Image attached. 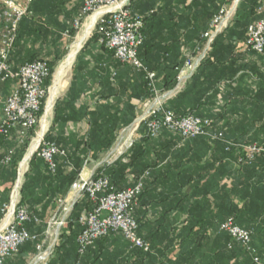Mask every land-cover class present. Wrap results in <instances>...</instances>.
<instances>
[{"label": "crops", "instance_id": "obj_1", "mask_svg": "<svg viewBox=\"0 0 264 264\" xmlns=\"http://www.w3.org/2000/svg\"><path fill=\"white\" fill-rule=\"evenodd\" d=\"M256 5V9L264 8V0ZM72 8L75 12L78 11L76 3H73L70 9ZM68 9L69 6L66 10ZM162 24L173 28H158ZM166 24L162 20V23H157L150 30V35H157L158 39H163V43L145 52V57L150 60L149 64L156 66L159 82L157 88L167 96L164 106L178 102L180 111H191L194 115L211 119L214 122L212 132H222L233 143H256L264 147V53L260 55L243 47V41L236 42L230 50L227 49L226 44L222 43L228 38L226 29L215 39L206 63L203 64V59L191 72L184 68L185 63L199 59L200 49L204 44L199 46L195 41L196 30L190 28L195 23L190 19L174 18ZM62 37L65 38L64 34ZM172 38L175 42L166 51L163 48L165 42H171ZM59 43L64 44L62 40ZM37 47L38 44L34 49ZM41 48L38 50L41 49L44 54L48 51L50 54L55 45ZM111 58L108 59L96 49L82 57L84 66L81 73L76 75L73 89L75 108H79L85 116L99 107L108 110L115 100H119L113 96L114 85L119 81L127 80L130 86L142 77V73H133L131 67L122 65L114 56ZM164 78L175 79V85L169 91L161 90ZM70 84L60 98L67 95ZM10 85L12 84L6 83L2 88L1 100L9 95ZM6 87L9 92L5 91ZM103 92L105 98L100 100L98 97ZM128 95L127 90L120 97L116 109L130 105L134 118L119 131L117 138L128 129L133 131L129 127L139 116L145 102L128 99ZM112 108L109 112H113ZM50 126L51 124L46 125L44 132H48ZM61 130L83 137L89 130V124L86 117L82 116L79 122L64 125ZM144 133L142 127L135 133L131 149L117 150L118 145L114 148L115 141L109 151L89 158L78 179L93 178L100 167L110 166L119 158L126 164L130 155L133 158L132 164L123 176L121 185L131 187L135 183L134 175L148 173L134 215L139 236L145 238L155 251L156 259L153 263L165 264L167 260L172 264L183 253L184 259L177 264H210L209 253L225 248V237L218 234V227L226 220L228 209L234 208L239 210L238 226L253 230V257L259 259L257 264H264V155L257 159L253 171L243 170L236 165L235 155L226 153L223 142H211L205 137L181 141L177 134L161 131L151 144L140 148V139ZM11 183L6 169L0 167V210L9 197ZM83 196L75 199L74 193L69 192L64 203L70 208V212L75 203L82 201ZM90 205L94 206L92 202ZM59 215L58 205L56 212L47 220L44 238L42 241L38 239L43 249H52V255L39 264H49L55 260V240L47 246V231L50 222L58 219ZM55 226L52 231L54 237L56 234L58 237L59 232L67 233L66 226ZM34 235L41 238V234ZM121 245L114 242L100 243L91 248L90 255L97 262L96 259L113 255ZM193 250L197 251V263L188 259ZM38 254L36 252L28 264H34ZM219 258L216 264H226L224 257ZM8 261L9 259L5 260L3 264H8ZM250 262L248 256L239 253L229 264Z\"/></svg>", "mask_w": 264, "mask_h": 264}, {"label": "trees", "instance_id": "obj_2", "mask_svg": "<svg viewBox=\"0 0 264 264\" xmlns=\"http://www.w3.org/2000/svg\"><path fill=\"white\" fill-rule=\"evenodd\" d=\"M259 1L260 0H242L238 4L231 26L227 29L228 38L222 41V43L226 44L225 46L227 49L230 50L233 46L232 44L236 42L245 41L248 27L259 18V16L255 14L256 4ZM70 2H72V4ZM84 2L85 0H33L29 9V16L23 18L18 25L17 36L8 59L11 69L17 71L23 65L34 61L46 62L49 65V77L45 82V88H48L55 68L63 59L58 51V48H62L59 42L62 40L63 34H67L68 39L75 37L77 31L73 28V24L79 18ZM73 3H76L78 8L76 12L73 8L70 9V7H73ZM224 3L225 0H131L129 9L132 14L142 18L143 25V43L138 50V58L147 71L155 74L156 85L159 83L156 66L150 65V60L145 57L146 51L150 48H155L159 43H163V39H158L157 35H150V30L154 25L162 23V20L165 21L166 24L174 18L190 19L195 23V25L190 26V28L196 30V37H194L195 41L201 46L204 43L203 34L208 30L209 24ZM68 6L69 9L66 10ZM158 28L170 29L173 28V26H169L168 24L163 26L162 24ZM183 28L186 27L183 26ZM97 38L98 35L94 34L76 58L72 69L73 74L69 92L65 97L56 100L53 108L52 123L44 137L46 142L55 144L63 154L54 157L55 168L53 170H50L43 160L34 155L29 161L28 170L24 175V181L20 190L21 204L27 209L30 215L37 217L40 221L38 224L27 225V230L30 234H41V238L38 237L39 241H42L44 238L43 232L46 230L47 220L56 212L59 201L67 197L72 184L78 180V176L83 166L88 162V159L93 156L97 157L101 152L109 151L116 141L119 131L127 126L134 118L132 106L126 104L123 109H116L118 102H120V97L125 94L127 90L129 91L128 99H138L140 102H144L153 96L145 80V73L141 70L131 68L133 73H142V75H140L143 78L141 77V79L136 80L135 84L130 86L127 80L124 82L119 81L117 85H114L113 96L119 100H115L112 106L113 108L110 107L114 109L112 110L113 112H109L110 108L107 110V108L99 107L88 113L86 112L87 114L85 116V114L81 113L79 108H75V91L73 86L75 84L76 75L81 73L84 66L82 55H84V50L88 45L93 43L97 44ZM173 42H175L174 38H172L171 42H165L166 45H164L163 48L169 51ZM37 44L44 49L47 46L55 45V49L50 54H44L41 51L42 48L39 49L40 51L34 49V46ZM96 50L104 53L110 60L112 59L111 57H113L111 52L105 50L100 45H97ZM207 60L208 57L203 60V64H205ZM101 71L104 72V70ZM174 80L175 79H162L163 89L161 90H171L175 85ZM4 85L5 84H0V93ZM98 98L100 100L105 98L104 92L101 93ZM177 105L178 102L176 104L169 103L165 105V108L170 110L177 117L191 115L201 119L211 120L194 115L191 111H180L181 107ZM41 115L42 106L38 116L40 117ZM82 116L84 118L86 117L89 124V130L83 137H76L73 134L64 133L61 130V127L64 125L79 122ZM213 124L214 122L212 121V127ZM142 128L145 133L140 139V148L151 144L150 142L155 139L148 136L145 126H142ZM33 133V131L27 133L24 138L20 140L18 138V131L13 130L10 133L8 141H0V158L6 154L7 151H13L11 162L8 165H0L1 168L6 169L11 182H14L16 179L17 166L26 152ZM213 133H221L224 142L231 145L226 153L235 155V163L240 169L253 171L255 162L263 155L257 157L250 164L244 163L243 161L239 162V159L242 157L238 149L240 144L233 143L226 139L220 131ZM207 140L211 142L217 141L210 138H207ZM224 142L223 144L226 149V144ZM131 148H133V145ZM132 160L133 158L130 155L128 163L125 164L119 158L110 166L103 165L100 167L97 173L107 175L110 178L113 188L116 191H122L128 188L127 186L123 187L121 183L127 169L132 164ZM140 176L141 174L134 175V179L136 180ZM93 178H95V175ZM7 201L8 199L5 203ZM94 207L95 206L90 205V200L86 195L83 196L82 201L74 204L66 220L67 233L59 232L53 247L55 260L51 261L49 264H143L144 262L154 264L153 261L156 257L155 251L151 249V245L150 251L147 253L131 249L129 244L119 233L111 234L103 239L97 240L80 255L76 242V238L81 230L78 220L83 215V212H91ZM134 213L133 210V217L137 223ZM238 214L239 210L229 208L225 221L229 218H233L235 224L238 226ZM223 223L218 227V234L225 237V248L219 252L209 253L210 264H216L218 257H220L219 259L224 257L226 264H229L231 260L236 259L239 253L248 256L251 260L250 264H253L254 259H257L259 262L256 256L253 257V248L251 246L253 230L250 228H243L251 232L250 250H247L238 243H232L229 236L220 231V226ZM143 239L148 242L145 238ZM108 242L122 245L118 246V250H115L113 255L111 254L102 259H96L97 262H95L94 257L90 255L91 248L94 245ZM38 244L37 241L36 243H27L21 246L18 252L9 258L8 264H28L29 260L36 255V246ZM196 252L197 251L193 250L188 258L191 261H195V263L199 262V259H196ZM183 256L184 254L182 253L177 257V262L175 261L172 264H177L178 261L181 259L183 260ZM165 264H171V262L166 260Z\"/></svg>", "mask_w": 264, "mask_h": 264}, {"label": "built area", "instance_id": "obj_3", "mask_svg": "<svg viewBox=\"0 0 264 264\" xmlns=\"http://www.w3.org/2000/svg\"><path fill=\"white\" fill-rule=\"evenodd\" d=\"M240 1L242 0H225L209 24L208 30L203 34L204 44L200 49L199 59L187 61L184 68L192 72L207 57L215 39L227 27ZM31 2L32 0L0 1V84L12 82L15 86L4 100L0 99L2 105L0 141L2 142L8 141L13 130L18 131L20 140L27 133L36 131L40 121L38 115L46 97L45 82L49 77V65L46 62L34 61L23 65L17 71H13L8 62L9 51L18 25L28 14ZM130 2L131 0H85L73 28L78 31L82 21L97 15L96 21L99 24L96 25L95 30L99 45L111 52L122 65L145 73V80L153 96L150 101L142 105L143 112L134 120L133 131L137 132L140 126H145L148 136L152 139L161 131H168L177 134L181 141L205 137L224 142L221 133L211 132V120L191 115L177 117L164 107L166 95H160L155 74L147 71L138 58V50L143 43V25L142 18L131 13ZM255 13L259 15V18L248 27L242 46L261 55L264 53V8L258 7ZM43 135L34 140L36 148L33 154L43 160L50 170H53L54 157L63 153L55 144L46 142ZM224 143L225 151H228L231 145ZM131 144L132 142L126 144L124 150H127ZM238 149L242 154L239 162L243 161L247 164L264 155V148L255 143L239 145ZM12 155L13 151H7L0 158V165H8ZM147 175L148 173H144L131 187L122 191H116L111 185L110 178L102 173H97L95 178L88 180L78 179L72 184L70 192L74 193L75 199L86 195L95 206L91 212L82 215L78 220L81 230L76 242L80 255L97 240L115 233L121 234L131 249L143 253L150 251V244L138 235L137 223L133 217V210L143 191ZM21 184L22 180L18 177L10 189L8 201L0 210V264L15 255L21 246L38 241V237L27 230V225L38 224L39 219L30 215L21 204ZM58 205L61 219L53 224L60 227L66 226L70 208L65 205L64 200L59 201ZM50 228L51 224H49L47 235ZM220 231L227 234L232 243H238L250 250L251 232L237 226L233 218L225 221L220 226ZM56 239L57 236L55 241ZM42 249V245L36 246L39 255L34 264L44 262L51 255V250L41 253ZM254 263L257 264L258 260L254 259Z\"/></svg>", "mask_w": 264, "mask_h": 264}, {"label": "rangeland", "instance_id": "obj_4", "mask_svg": "<svg viewBox=\"0 0 264 264\" xmlns=\"http://www.w3.org/2000/svg\"><path fill=\"white\" fill-rule=\"evenodd\" d=\"M1 1V0H0ZM33 1V0H32ZM241 2V1H240ZM239 2V3H240ZM32 3V2H31ZM30 6H31V4H30ZM30 6H29V8H28V14L24 17V18H26V17H28L29 16V9H30ZM237 9V8H236ZM236 12V11H235ZM234 16H235V13H234V15L230 18L231 20L229 21V23H228V25H227V27L225 28V30L226 29H228L229 28V26L231 25V22H232V20H233V18H234ZM91 16L90 17H88L85 21H82V26L80 27V29L76 32V35H75V37L74 38H72V39H68L66 36H65V38H63L62 39V41L64 42V44L61 46L62 48H58V51H59V55L61 56V58L63 57V59L58 63V65H57V67L55 68V70H54V73H53V75H52V78H51V81H50V85H49V87L48 88H46V90H47V92H46V97H45V99H44V102L42 103V115L40 116V121H39V125H38V127H37V129H36V131H34V133H33V136L31 137V139H30V142H29V144H28V147H27V149H26V152L24 153V155H23V157H22V159H21V161L19 162V164H18V166H17V170H16V179H15V181L18 179V177L22 180V184H23V181H24V175H25V173L27 172V170H28V165H29V161L31 160V158L34 156V154H32L31 155V157L29 158V159H27L26 161H25V156L27 155V153L29 152V149L31 148V146L34 144V140L35 139H37V137L40 135V131H41V126H42V123H41V121L42 122H45V124L46 125H50L51 124V120H52V117H53V108H54V104H55V102H56V100L58 99V98H60V97H62L64 94H65V91H66V89L68 88V86H69V84H70V79H71V75H72V72H73V65H74V63H75V60H76V58L79 56V54H80V52H81V50L85 47V45L87 44V42L93 37V35L94 34H96V30H95V27H96V25L97 24H99V22H95V25H94V27L92 28V30H91V32H90V34H89V36H88V38L84 41V43L82 44V46H81V49H79V51H78V53H77V55H76V57H75V59H74V61H73V63H72V65H71V67H70V70H69V73L67 74V76L65 77V79H64V82H63V87H62V89L57 93V96H55V98H54V100H53V104H52V107H51V109H50V111L47 113V111H46V108H47V103H48V98H49V96H50V94H51V92L53 91V89H54V76H55V73L57 72V70H58V68H59V66L63 63V61L66 59V57L68 56V54L70 53V51H71V48H72V46L75 44V42H76V40H77V38L79 37V36H82L83 35V32H84V30H85V27H86V25L90 22V20H91ZM17 30H18V28H17ZM224 30V31H225ZM223 31V32H224ZM16 36H17V31H16V34H15V38H14V41H13V43H12V46H11V48H10V51H9V55L11 54V51H12V49H13V45H14V42H15V39H16ZM97 45H99V43H98V38H97V44L96 43H93V44H91V45H88L86 48H85V50H84V53L85 54H90V53H92L93 52V50H95L96 48H97ZM41 48V46L40 45H38V47L36 48V50H38V48ZM46 49V48H45ZM38 51H40V50H38ZM47 52V54L49 53L48 51H46ZM85 54L84 55H82V57L83 56H85ZM8 83H10V82H8ZM66 83V84H65ZM6 84V83H5ZM11 84L12 85H10V93L12 92V90L14 89V83H12L11 82ZM7 90V87L5 88V91ZM8 91V90H7ZM159 91V93H160V95H164L165 93H163V92H160V90H158ZM9 92V91H8ZM9 93V94H10ZM166 98H167V96H166ZM2 99V98H1ZM151 100V98L150 99H148V100H146L144 103H146V102H148V101H150ZM143 103V104H144ZM142 104V105H143ZM164 104H165V100H164ZM165 107V106H164ZM142 112H143V108H142V110L140 111V114L139 115H141L142 114ZM133 122L131 123V125H130V130L132 129L133 130ZM142 126H140V128H141ZM139 130V129H138ZM46 133L47 132H43V138L45 137V135H46ZM135 133H136V131H129V129L127 130V131H124V132H122V133H120V136L117 138V140H116V142H115V145H114V148L118 145V149L117 150H124V148H126L125 147V145L126 144H128V143H130V142H132L133 143V139H134V135H135ZM42 135H40V136H42ZM123 136V137H122ZM156 138V137H155ZM4 144V143H3ZM120 144V145H119ZM248 144V143H247ZM247 144H242V146H245V145H247ZM250 144V143H249ZM256 144V143H255ZM258 145V144H257ZM132 146V144L130 145V147ZM129 147V148H130ZM23 162H26L25 164H24V168H23V170H22V172H20V166L22 165V163ZM26 169V170H25ZM15 181L14 182H12L11 183V187H10V189L13 187V185H14V183H15ZM22 184H21V186H22ZM21 186H20V190H21ZM9 194H10V192H9ZM21 197V196H20ZM59 204V203H58ZM70 214V213H69ZM59 217V216H58ZM61 218L59 217L58 219H55V220H53V221H51L50 223H51V228H50V231H49V233H48V235H47V238H48V244H47V246L48 245H50L52 242L54 243V240H55V237L53 236V230H54V227H56L53 223H57L59 220H60ZM58 226V225H57ZM60 226H58V228H59ZM56 236H57V234H56ZM56 242V241H55ZM54 247V246H53ZM46 249H42V251H41V253H43L44 251H45ZM38 252V251H37ZM39 255V254H38ZM51 255H52V249H51ZM50 257V256H49ZM40 263H42V262H40Z\"/></svg>", "mask_w": 264, "mask_h": 264}, {"label": "bare ground", "instance_id": "obj_5", "mask_svg": "<svg viewBox=\"0 0 264 264\" xmlns=\"http://www.w3.org/2000/svg\"><path fill=\"white\" fill-rule=\"evenodd\" d=\"M91 17L92 18H91L90 22L85 27L83 35L79 36L77 38L75 44L71 48L70 53L68 54L66 59L59 66L57 72L55 73V76H54V89H53V91L51 92V94H50V96L48 98L49 100H48L47 108H46L47 113L50 111V109L52 107L53 100H54L55 96H57V93L62 89L64 79L67 76V74L69 73L70 67H71V65H72V63H73V61H74L79 49H81L82 44L88 38L92 28L95 25L97 15H94V16H91ZM45 126H46V124H45V122H43L42 126H41L40 135H42L43 132L45 131ZM35 148H36V144H33L31 146V148L29 149V152L25 156V161L31 157V155L33 154ZM25 163L26 162L22 163L20 172H22Z\"/></svg>", "mask_w": 264, "mask_h": 264}]
</instances>
